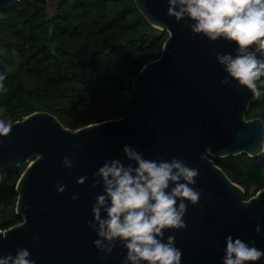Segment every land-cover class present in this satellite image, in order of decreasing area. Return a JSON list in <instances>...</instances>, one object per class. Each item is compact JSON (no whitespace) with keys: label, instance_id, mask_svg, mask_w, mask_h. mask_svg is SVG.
I'll list each match as a JSON object with an SVG mask.
<instances>
[{"label":"water","instance_id":"95a60500","mask_svg":"<svg viewBox=\"0 0 264 264\" xmlns=\"http://www.w3.org/2000/svg\"><path fill=\"white\" fill-rule=\"evenodd\" d=\"M20 1L0 0V17ZM135 3L147 22L168 37L160 57L133 81L122 117L73 130L53 114L38 111L14 122L4 138L0 185L6 169L27 167L15 188L16 214L22 222L0 230L7 237L0 238V254L27 247L37 264H122L126 249L119 245L100 259L93 244L96 234L87 221L103 190L91 187L93 173L106 159L124 158L125 144L147 158L176 156L199 169L194 187L202 196L196 205L188 202L187 228L165 233V239L174 235L183 249L182 264H221L228 234L255 240L264 248V237L255 232L257 223L264 231V188L247 199L246 191L213 160L264 153V121L248 118L259 96L246 87L238 90L221 83L225 73L214 52H231L234 45L192 35L183 22L167 15V0ZM207 147L211 151L204 158ZM65 155L74 157L71 168L62 166ZM85 174L88 181L78 184L77 178Z\"/></svg>","mask_w":264,"mask_h":264},{"label":"trees","instance_id":"16d2710c","mask_svg":"<svg viewBox=\"0 0 264 264\" xmlns=\"http://www.w3.org/2000/svg\"><path fill=\"white\" fill-rule=\"evenodd\" d=\"M52 1V0H51ZM21 0L0 17V116L13 123L38 111L67 128L122 117L141 69L160 57L167 32L153 28L135 0ZM264 80V77L261 78ZM248 118L264 121V83ZM246 191L264 188V153L213 158ZM27 164L12 166L0 185V230L22 222L16 185Z\"/></svg>","mask_w":264,"mask_h":264},{"label":"clouds","instance_id":"9594fccd","mask_svg":"<svg viewBox=\"0 0 264 264\" xmlns=\"http://www.w3.org/2000/svg\"><path fill=\"white\" fill-rule=\"evenodd\" d=\"M167 15L183 22L192 35H203L211 42L233 44L231 52H214L225 75L222 84L246 87L253 95H261L257 81L264 77V0H167ZM6 72L0 71V88ZM13 120L0 116V146L13 129ZM74 148L80 147L74 144ZM264 150V141H261ZM211 147L203 153L206 158ZM124 158L106 159L93 173L91 187L102 186L92 204L88 227L95 234L94 246L102 254L111 255L119 245L126 249L122 264H182L183 249L168 230L187 228L184 219L188 202L199 203L202 191L196 189L199 169L173 156L150 159L131 144L123 146ZM74 157L65 155L64 168L73 166ZM87 174L77 178L85 184ZM58 190H61L58 186ZM78 194L71 199L76 200ZM257 235L264 237L260 223ZM0 238L6 239L5 235ZM33 239L39 241L37 236ZM264 264V248L255 240H244L228 234L225 237L221 264ZM0 264H37L27 247H17L15 254H0Z\"/></svg>","mask_w":264,"mask_h":264},{"label":"rangeland","instance_id":"374dc122","mask_svg":"<svg viewBox=\"0 0 264 264\" xmlns=\"http://www.w3.org/2000/svg\"><path fill=\"white\" fill-rule=\"evenodd\" d=\"M56 6V1L55 0H52V1H49L48 2V7L50 10H53Z\"/></svg>","mask_w":264,"mask_h":264}]
</instances>
